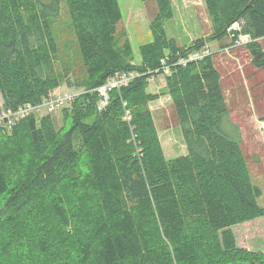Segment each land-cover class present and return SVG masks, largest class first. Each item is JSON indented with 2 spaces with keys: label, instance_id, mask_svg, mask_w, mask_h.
<instances>
[{
  "label": "trees",
  "instance_id": "16d2710c",
  "mask_svg": "<svg viewBox=\"0 0 264 264\" xmlns=\"http://www.w3.org/2000/svg\"><path fill=\"white\" fill-rule=\"evenodd\" d=\"M203 1L211 33L179 46L163 26L171 0H155L152 41L134 67L117 35L118 0H0V107L41 105L59 86L62 4L85 76L76 83L84 91L60 109L0 129V264H198L205 253L223 264L236 248L230 228L264 219L240 142L221 129L228 109L211 56L179 63L247 34L242 46L264 67V0ZM233 23L240 29L230 32ZM161 61L186 147L170 160L147 107ZM124 72L136 75L100 105L97 88Z\"/></svg>",
  "mask_w": 264,
  "mask_h": 264
},
{
  "label": "rangeland",
  "instance_id": "374dc122",
  "mask_svg": "<svg viewBox=\"0 0 264 264\" xmlns=\"http://www.w3.org/2000/svg\"><path fill=\"white\" fill-rule=\"evenodd\" d=\"M42 1L47 3L50 0ZM118 4L122 19L117 26V35L127 39L132 46L131 64L135 67L140 64L139 47L152 41L149 24L156 16L157 5L155 0H118ZM171 4L173 17L165 21L163 26L166 35L174 38L177 45L185 46L211 33L210 20L203 0H171ZM53 27L59 47L56 69L60 75V84L52 93L81 94L84 90L77 87L76 83L85 76L69 16L63 4ZM239 29L238 25L237 30ZM235 41H238L239 45L234 43L235 46L230 49H222L218 41H210L198 53L211 56L213 66L219 73L220 87L228 109L225 119L227 121H223L224 126L221 127L222 132L240 142L251 182L257 191L258 205L264 207V67L254 66L251 56L242 46L251 41L249 35L239 34ZM258 42L264 50V37ZM180 61H186V58L179 59ZM130 74L132 78L136 75ZM166 74V71L155 72L148 79L147 92L157 93L158 99L147 107L163 154L170 160L186 152V147L172 100L164 86ZM68 84H71V87ZM1 103L0 97V105ZM60 111L52 114L57 125H61ZM230 232L236 248L224 256L230 255L221 260L223 264H249L248 261L264 264L263 218L233 226ZM4 234L5 231L1 230L0 236ZM213 255L205 253L198 264H219V260Z\"/></svg>",
  "mask_w": 264,
  "mask_h": 264
},
{
  "label": "built area",
  "instance_id": "2783aa9c",
  "mask_svg": "<svg viewBox=\"0 0 264 264\" xmlns=\"http://www.w3.org/2000/svg\"><path fill=\"white\" fill-rule=\"evenodd\" d=\"M238 29L237 23H233L228 31L232 32ZM247 37V36H246ZM250 38V36H249ZM235 43H238V41H235ZM197 55V57H189L186 58V61H180L179 63H186L187 61L191 60H198L205 56L206 53H194ZM199 55V56H198ZM169 74L168 68L164 64L163 61H161V67L158 68L155 72H165ZM166 74V75H167ZM131 80L132 75L130 73H118L115 76L109 77L106 82L99 86L97 88L98 94L101 97L100 105H105L106 98L109 92L113 89H117L121 86H124L128 83L129 80ZM52 96L49 99H46L42 102L41 105L38 106H32L30 104H24L23 106H20L16 110H10V109H4L0 107V129H10L18 120L23 119L26 116H29L31 113H37L38 111L42 112H52L55 109H60L61 106L64 105L65 102H68L74 97L76 94L74 92L70 93H52ZM39 112V113H40Z\"/></svg>",
  "mask_w": 264,
  "mask_h": 264
},
{
  "label": "crops",
  "instance_id": "0c3cea01",
  "mask_svg": "<svg viewBox=\"0 0 264 264\" xmlns=\"http://www.w3.org/2000/svg\"><path fill=\"white\" fill-rule=\"evenodd\" d=\"M172 8H173V7H172ZM121 14H122V13H121ZM152 20H153V19H152ZM150 23H151V22H150ZM149 25H150V24H149ZM141 46H142V45H141ZM131 48H132V46H131ZM164 86H165V79H164ZM151 94H157V93H151ZM157 99H158V98H157ZM157 99H156V100H157ZM153 101H155V100H153ZM153 101H151V102H153ZM151 102H149V103H151ZM149 103H148V104H149ZM184 154H185V152H184L182 155H184ZM180 156H181V155H180Z\"/></svg>",
  "mask_w": 264,
  "mask_h": 264
}]
</instances>
